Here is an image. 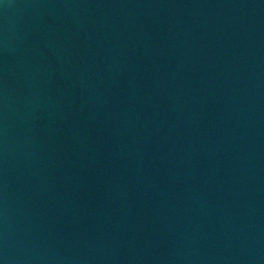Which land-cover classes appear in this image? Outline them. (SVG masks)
Returning a JSON list of instances; mask_svg holds the SVG:
<instances>
[{"label": "water", "instance_id": "obj_1", "mask_svg": "<svg viewBox=\"0 0 264 264\" xmlns=\"http://www.w3.org/2000/svg\"><path fill=\"white\" fill-rule=\"evenodd\" d=\"M0 264H264V0H0Z\"/></svg>", "mask_w": 264, "mask_h": 264}]
</instances>
